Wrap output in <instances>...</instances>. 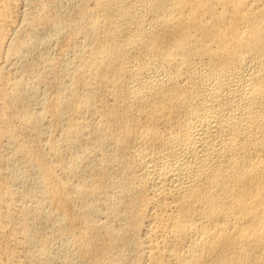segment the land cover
<instances>
[{"label":"bare ground","instance_id":"6f19581e","mask_svg":"<svg viewBox=\"0 0 264 264\" xmlns=\"http://www.w3.org/2000/svg\"><path fill=\"white\" fill-rule=\"evenodd\" d=\"M0 264H264V0H0Z\"/></svg>","mask_w":264,"mask_h":264}]
</instances>
